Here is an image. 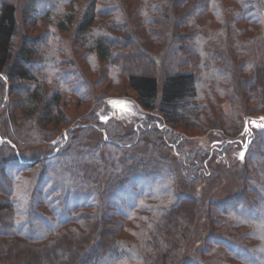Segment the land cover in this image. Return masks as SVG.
Listing matches in <instances>:
<instances>
[{
  "label": "trees",
  "instance_id": "1",
  "mask_svg": "<svg viewBox=\"0 0 264 264\" xmlns=\"http://www.w3.org/2000/svg\"><path fill=\"white\" fill-rule=\"evenodd\" d=\"M79 1L0 0V264L18 253L16 243L41 253L46 264H264V121L247 131L234 195L217 202L218 188L206 187L201 210L209 223L196 234L199 202L184 195L185 163L177 155L184 153L197 175V189L231 141L219 147L209 140L180 153L186 134L176 131L185 123L206 135L222 126L229 138L242 132L244 116L264 118V88L251 92L264 85V0H87L81 11ZM59 3V31L73 30L112 73L124 74L139 107L160 124L144 120L130 129L112 119L109 125L101 119L100 95L84 126L53 139L58 133L47 126L67 122L61 81L52 79L48 89L33 74L35 58L44 54L35 48L41 40L22 35L20 21L27 24L36 6ZM151 38L167 42L164 53L175 48L163 75L154 67L159 56ZM61 52L67 54L65 44ZM224 100L230 114L221 111ZM150 177L166 188L140 191ZM131 181L136 187L126 192ZM120 193L134 198L126 205ZM78 248L84 253L67 260Z\"/></svg>",
  "mask_w": 264,
  "mask_h": 264
},
{
  "label": "rangeland",
  "instance_id": "2",
  "mask_svg": "<svg viewBox=\"0 0 264 264\" xmlns=\"http://www.w3.org/2000/svg\"><path fill=\"white\" fill-rule=\"evenodd\" d=\"M86 3L87 0L79 1L77 3L78 10L81 11ZM59 10L61 11V3L57 4L55 7L41 4L39 6H36L35 12L29 18L27 24H23L22 20L20 21V32L22 35L27 34L30 38H36L39 36L41 40L40 44L36 45L35 48L44 54L35 58L36 65L34 67H31L33 74L36 77L43 78V82L46 84L45 86L48 89L54 87L50 84V81L52 79H56L59 82L61 81L59 87L61 89L60 92L63 97V111L67 115V122L65 124H58L57 127L54 124L47 126V129L51 130V132L58 133L54 136L53 139L57 140L59 138L60 140V136L66 130L78 126H84L89 115L96 107V98H98L100 95L104 96L102 101L105 102L104 107H102L100 111L101 119L103 122H106L109 125L114 119L123 124H126L130 129L136 128V126L139 125H146L147 122H145L144 120H155L156 123L160 124V122L162 121L158 116L151 112H147L148 114H146L139 107L136 101L137 95L134 91L130 90L127 87L126 76L124 74H120L119 72L112 73L111 65L98 60V58L93 53L89 52L88 49L83 46L82 42L76 38L73 30L67 34H63L61 33V31H59L56 25L57 18L59 17L57 15ZM173 28L174 27L171 26V33H174L175 31ZM261 30L264 35V20ZM151 40V50L159 56V61L156 60L157 62L156 64L154 63V67L155 69L157 68L159 70L158 72L160 73V75H163V73L168 71V69L170 68L169 64H172V58L169 59L168 56L174 55L175 48L169 47L167 52L164 53V50L167 47V42L164 46H161L158 42H156V40L152 38ZM64 44L67 47V54L66 52H61V46H63ZM181 46L186 47L185 45ZM54 49H56L57 56L53 59L52 52ZM51 58L53 60L52 62L49 61V59ZM135 64L138 65L137 61H135ZM139 68L140 66H138L137 71L139 70ZM77 69L83 73L82 76H84L87 81V86L84 87V89L81 88V85H79L81 80L78 76L80 74L78 73ZM147 69L150 68L145 67L144 70ZM46 71L49 72L50 79L48 81H46L45 79ZM262 88H264V85L260 83L251 92H257L259 91V89L262 90ZM230 105L231 104L228 100H224L221 105L222 113L230 114ZM254 105L255 104L250 103V106ZM261 109L262 110L260 111L264 113V107ZM251 120L244 116L242 132L235 137L229 138L225 137L223 133L224 129L222 126H216L215 130L209 132L206 135L203 134L204 132H201L194 127L186 126L185 123L183 124V128L176 129V131L186 134L184 138V148L181 149L180 147V153L184 150L187 152L191 151L190 146H193L197 143L202 145V143H204L205 141L208 142L209 140H211L212 142H217V145H219V147L221 145L219 144V142L231 141L230 143H228V149L225 148L223 150V148H220L219 152L222 153L219 154L218 152L217 154H215L214 161L211 162V164L208 166V168H214L216 172L211 176L210 180H206L205 182L203 181L204 183L199 184L197 189L194 186V182L198 180V178H196L197 175L193 174V172H189L190 166H188V161H185L186 158H184V153L182 155L180 154L181 156L177 155L182 159V163H185L184 170L182 172V178L180 179V184L187 187L184 195L186 198H193L196 199L197 202H199V209L197 213L198 217L196 216V219L194 218L192 223L194 234H196L197 231H199L202 227L208 225L209 223L206 214H204L201 210L203 206H205L204 196L206 194V187H213L215 189L218 188L219 191L217 192L216 198L217 202L229 200L234 195V188H239L242 177L240 172V164L242 163L241 156L245 154L244 151L247 147V144H245L244 141L247 137V131L249 129L251 132L254 131V129L251 127L253 125V123H251ZM195 124V126L201 125L200 123ZM108 129H110V127H108ZM35 133L37 132L35 131ZM235 141L237 143H235ZM163 175L165 174L163 173ZM147 181L151 184L148 187L141 188L142 190L140 191L149 193L153 192V189L155 190L158 188V191H161L163 188H166L164 184L165 182H158V177H150L147 179ZM0 182H3L2 178H0ZM135 187L136 185L131 181L125 186V191L132 192ZM119 197L120 198L118 200L121 199L122 203L128 205L133 200L134 195L130 196L129 193L128 195L120 193ZM72 200V198L69 200L67 208H71L73 204ZM195 205L196 204H194V206ZM180 215L181 214H179V216ZM182 218L184 221L187 220V218L185 217ZM249 218H255L253 212L250 213ZM0 222H3V219L1 217ZM1 232H5V227L0 223V233ZM40 233L41 230L35 229L36 235H40ZM203 241L197 243L198 249H203ZM16 245L18 253H11L9 259L5 264H33L31 263V256L38 257V260H35L36 264H46L47 259H44L41 253H38L37 251L31 249H24L23 245H20V243H16ZM185 248V251H187L186 244ZM77 252L78 255L76 256L72 254L68 255L67 260H71V258L73 257L75 259L78 258L79 255L84 253V250L83 248H78ZM250 257L251 256H247V258ZM48 260L51 261V257H48Z\"/></svg>",
  "mask_w": 264,
  "mask_h": 264
},
{
  "label": "water",
  "instance_id": "3",
  "mask_svg": "<svg viewBox=\"0 0 264 264\" xmlns=\"http://www.w3.org/2000/svg\"><path fill=\"white\" fill-rule=\"evenodd\" d=\"M258 121H264V118H263V117H261V118H259V119H256V120H255V119H252V120H251V123H253V124H254V123H256V124H257V122H258ZM65 134H66V133H65ZM60 148H61V146H60V147H58V148L56 149V151L54 152V154H53V155H55V154L58 152V150H59Z\"/></svg>",
  "mask_w": 264,
  "mask_h": 264
},
{
  "label": "snow or ice",
  "instance_id": "4",
  "mask_svg": "<svg viewBox=\"0 0 264 264\" xmlns=\"http://www.w3.org/2000/svg\"><path fill=\"white\" fill-rule=\"evenodd\" d=\"M241 159H243V156H241Z\"/></svg>",
  "mask_w": 264,
  "mask_h": 264
}]
</instances>
